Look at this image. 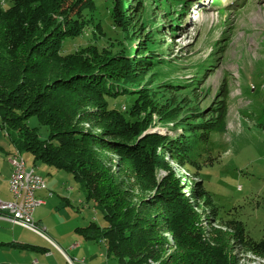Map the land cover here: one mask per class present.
Wrapping results in <instances>:
<instances>
[{"label": "trees", "instance_id": "trees-1", "mask_svg": "<svg viewBox=\"0 0 264 264\" xmlns=\"http://www.w3.org/2000/svg\"><path fill=\"white\" fill-rule=\"evenodd\" d=\"M104 1L114 36L96 16L95 0H11L0 8V127L10 146L32 155L34 164L73 177L105 222L91 220L75 231L102 242L115 264H239L236 245L264 258V223L251 233L243 214L221 216L204 199L207 190L199 177L215 161L211 133L226 130L227 77L209 104L201 111L187 108L181 120L174 119L185 100L171 106L173 100L164 105L157 99L190 87L187 80L155 83L158 68L176 62H167L169 53L161 52L163 43L154 37L177 32L179 22L170 21L188 9L187 0H159L164 8L158 3L157 13L167 14V20L153 21L157 24L148 30L154 32L143 34L135 24L143 0ZM213 4L220 13L222 0ZM81 39L83 44L69 49ZM190 92L196 97L193 88ZM154 115L167 122V131L149 129ZM31 116L47 126V138L28 125ZM105 152L115 153L116 163ZM169 159L185 174L176 173ZM187 176L200 180L189 187ZM257 197V207L264 209V195ZM211 222L228 234L220 228L206 234L204 224Z\"/></svg>", "mask_w": 264, "mask_h": 264}, {"label": "rangeland", "instance_id": "rangeland-1", "mask_svg": "<svg viewBox=\"0 0 264 264\" xmlns=\"http://www.w3.org/2000/svg\"><path fill=\"white\" fill-rule=\"evenodd\" d=\"M95 2L98 4L96 16L100 19L103 29L110 31V21L106 18L107 1L95 0ZM187 2L189 7L185 12L178 14L179 20L170 21L179 22L177 32L171 35L170 31H166L162 39H158V36L154 37L155 42L163 43L161 52L167 50L169 53L167 62L170 59L176 62L175 66L165 62L167 66L159 67L157 75L159 78L155 83L187 80L190 87L178 94L174 93L175 90L171 91L173 99L171 96L168 97L169 95H158L157 99L164 100L165 103L160 101L164 105L167 103L166 100H173L169 102L171 106L174 100L176 102L179 99L185 100L180 107L181 112L174 119L181 120L188 116L187 108L194 106L196 111H201L206 104H209L211 94L217 90L221 79L227 77L229 90L225 117L226 130L211 133L210 141L215 161L212 165L204 167L199 177L207 190L204 199H210L221 216L229 217L236 212L243 214L246 218L244 222L252 233L260 229L264 223V209H261L260 204L257 207V196L264 195V0H222L223 9L220 13L213 0H187ZM158 3L161 9L164 8L159 0L142 1L143 7L140 13L142 16L139 17L140 21L135 23L138 27L136 32L143 34L157 24L153 21L167 20L168 15L165 14L167 7L164 10L165 16L162 15L163 13H157L158 10L160 11L158 9L160 7H156ZM11 4V0H0V8H7ZM174 6L177 10L181 8L179 2L174 3ZM171 13L175 14L176 11ZM148 31L154 32V30ZM108 34L114 36L112 31ZM134 40L138 43L137 38ZM171 41L172 44H169ZM122 42L125 45L129 44L125 38ZM83 43L84 39L72 41L69 44L73 45L69 49ZM152 46L156 47L159 44ZM172 50L173 53H170ZM209 62L212 63L211 67H207ZM192 88L196 97L190 92ZM163 110L167 112V107ZM159 120L154 115L148 126L149 129L161 133L167 131L163 126L167 122L162 123ZM27 123L36 128L42 139L48 137L47 126L40 124L35 116H31ZM169 124H173V121ZM84 127L87 128L88 124H84ZM169 133L174 134L170 131ZM0 143L4 148L11 149L6 129L1 127ZM104 155L111 158L112 163H116L118 159L113 152H105ZM22 156L33 167L32 155L23 152ZM168 163L173 164L170 159ZM173 168L176 173L185 174L176 165ZM35 171L44 178L55 196L61 194L70 198L71 204L67 208L71 220L77 221V225H86L91 219L100 225H105L94 201H86L84 191L69 173L39 162L35 166ZM116 177L120 179L121 173H116ZM199 177L187 176L185 182L192 187L196 180H200ZM129 184L132 183L130 181L125 183L128 188ZM68 187H72L69 194L66 193ZM183 191L189 194V188L187 192L186 189ZM80 200L82 203L78 202ZM205 208L206 214L209 215L208 207ZM204 228L209 236L212 228H220L221 233L228 234L226 229L219 227L215 222L204 224ZM167 238L171 241L169 234ZM234 254L239 264H264V258L245 253L238 245L234 248ZM106 261L105 264H115L113 258L108 257Z\"/></svg>", "mask_w": 264, "mask_h": 264}, {"label": "crops", "instance_id": "crops-1", "mask_svg": "<svg viewBox=\"0 0 264 264\" xmlns=\"http://www.w3.org/2000/svg\"><path fill=\"white\" fill-rule=\"evenodd\" d=\"M14 151L12 147L6 149L0 143V200L2 201L12 200L9 190L11 165L8 157ZM20 155L24 158L22 153ZM24 160L26 162L25 158ZM36 164L33 163V167L28 164L27 167L35 170ZM70 191L72 187H68L66 193L69 194ZM35 196L43 202L34 209L33 218L49 234L47 235L57 247L36 233L0 218V264H105L107 262V252L102 242L86 240L75 231L80 225H77V221L71 220L67 208L71 204L68 196L61 194L55 196L46 182L45 188L37 190ZM78 202L82 203L81 200Z\"/></svg>", "mask_w": 264, "mask_h": 264}, {"label": "built area", "instance_id": "built-area-1", "mask_svg": "<svg viewBox=\"0 0 264 264\" xmlns=\"http://www.w3.org/2000/svg\"><path fill=\"white\" fill-rule=\"evenodd\" d=\"M10 165L9 190L12 200H0V218L36 233L56 246L45 230L33 218L34 209L43 202L35 196L37 190L45 188L43 177L31 174V167H25V164L17 163L15 154ZM66 258L69 260L68 257Z\"/></svg>", "mask_w": 264, "mask_h": 264}, {"label": "bare ground", "instance_id": "bare-ground-1", "mask_svg": "<svg viewBox=\"0 0 264 264\" xmlns=\"http://www.w3.org/2000/svg\"><path fill=\"white\" fill-rule=\"evenodd\" d=\"M14 154H15V157L17 159V163L25 164V167H27L24 158L21 157V155H20V153L18 151H14V153L11 156L8 157L9 163L11 164L13 162ZM31 174L39 175L38 173H36V171L33 168H31ZM43 181L45 182L44 178H43Z\"/></svg>", "mask_w": 264, "mask_h": 264}]
</instances>
